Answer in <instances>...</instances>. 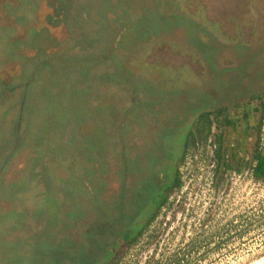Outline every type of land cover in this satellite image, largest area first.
I'll return each instance as SVG.
<instances>
[{"label": "rangeland", "instance_id": "374dc122", "mask_svg": "<svg viewBox=\"0 0 264 264\" xmlns=\"http://www.w3.org/2000/svg\"><path fill=\"white\" fill-rule=\"evenodd\" d=\"M262 91L264 0H0V264L262 257L264 182L208 144L147 222L197 116Z\"/></svg>", "mask_w": 264, "mask_h": 264}, {"label": "trees", "instance_id": "16d2710c", "mask_svg": "<svg viewBox=\"0 0 264 264\" xmlns=\"http://www.w3.org/2000/svg\"><path fill=\"white\" fill-rule=\"evenodd\" d=\"M264 120V91L254 93L245 102L201 112L190 130L186 133L182 150L169 178H164V192L158 199L157 206L151 211L147 222L150 224L167 205L168 199L182 187L180 164L187 155L201 144L212 146L210 157L214 173L223 170L224 174H240L247 170L249 176L257 182H264V151L262 149V126ZM212 137V142L209 139ZM248 155L246 160L244 157ZM152 184H149L151 187ZM147 187V188H149ZM142 187H138L141 190ZM145 227L142 225L134 232L126 233L123 244L135 245ZM122 244V245H123ZM118 256L112 257L105 264H117Z\"/></svg>", "mask_w": 264, "mask_h": 264}, {"label": "flooded vegetation", "instance_id": "af4514ba", "mask_svg": "<svg viewBox=\"0 0 264 264\" xmlns=\"http://www.w3.org/2000/svg\"><path fill=\"white\" fill-rule=\"evenodd\" d=\"M148 178V177H147ZM164 179V178H163ZM145 182H147V181H145ZM145 182H143V184L140 186V187H142V188H144V189H146L147 187H149V183H145ZM151 184H153V183H151ZM139 186V185H138ZM159 186V188H158V192L154 195V197L157 195V197H158V199L162 196V194H163V192H164V181H162V182H160V184L158 185ZM153 197V198H154ZM158 201V200H157ZM156 202V201H155ZM156 205V204H155ZM151 213V212H150ZM150 213H149V215H150ZM149 217V216H148Z\"/></svg>", "mask_w": 264, "mask_h": 264}, {"label": "bare ground", "instance_id": "6f19581e", "mask_svg": "<svg viewBox=\"0 0 264 264\" xmlns=\"http://www.w3.org/2000/svg\"><path fill=\"white\" fill-rule=\"evenodd\" d=\"M263 260H264V255L262 257L256 259V260L252 261L249 264H258V263L262 262Z\"/></svg>", "mask_w": 264, "mask_h": 264}, {"label": "built area", "instance_id": "2783aa9c", "mask_svg": "<svg viewBox=\"0 0 264 264\" xmlns=\"http://www.w3.org/2000/svg\"><path fill=\"white\" fill-rule=\"evenodd\" d=\"M212 142V137L209 139V143H211ZM209 147H210V153H211V155H212V148H214L215 147V145L213 144L212 146H210L209 145ZM246 160H248V158H245Z\"/></svg>", "mask_w": 264, "mask_h": 264}, {"label": "water", "instance_id": "95a60500", "mask_svg": "<svg viewBox=\"0 0 264 264\" xmlns=\"http://www.w3.org/2000/svg\"><path fill=\"white\" fill-rule=\"evenodd\" d=\"M258 264H264V260L262 262L258 263Z\"/></svg>", "mask_w": 264, "mask_h": 264}]
</instances>
